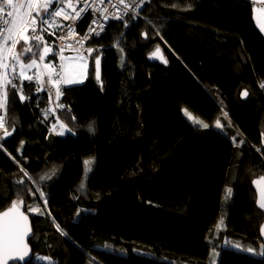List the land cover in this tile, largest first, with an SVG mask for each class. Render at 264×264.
Returning a JSON list of instances; mask_svg holds the SVG:
<instances>
[{
    "label": "trees",
    "instance_id": "trees-1",
    "mask_svg": "<svg viewBox=\"0 0 264 264\" xmlns=\"http://www.w3.org/2000/svg\"><path fill=\"white\" fill-rule=\"evenodd\" d=\"M254 5L149 0L136 26L114 22L90 41L98 51L86 58L85 81L61 87L59 98L16 73L28 99L18 93L5 109L0 137L13 132L0 141V211L17 201L29 214L34 253L51 264H210L214 246L227 239L256 254L223 251L217 264H264V213L252 187L264 177V34ZM35 26L39 51L49 44L58 52V28ZM155 48L167 63L148 58ZM185 110L210 127L190 124ZM57 118L72 131L60 135Z\"/></svg>",
    "mask_w": 264,
    "mask_h": 264
},
{
    "label": "snow or ice",
    "instance_id": "snow-or-ice-1",
    "mask_svg": "<svg viewBox=\"0 0 264 264\" xmlns=\"http://www.w3.org/2000/svg\"><path fill=\"white\" fill-rule=\"evenodd\" d=\"M67 2L71 4L72 0H0V110H5L9 104L10 100H14L16 95L19 94V101L25 102L28 97L22 94L23 89L18 88L16 75V64H19V78H22L24 81H33L34 79L39 81L40 76L43 73H40L37 76H30L26 75V70L31 69L33 67L39 68V64L37 63L36 59H32L29 63L25 64L22 60V57L25 59L29 54L33 56H39L40 61H44L45 57L53 52V48L49 46H45L43 51H39L40 42L43 40V36L36 35L37 27L35 25H39L40 31H46L42 26L48 24L49 26L57 27L61 31L67 29L69 33L74 34V29L71 24L69 25H60L56 24L52 18L60 17L63 15L64 20H71L77 21L79 18L82 17V14L86 13L88 8L84 7L81 8L79 11L75 13L74 16H70L65 14L64 7L62 5ZM79 2V0H77ZM84 4L87 6L89 5V0H83ZM93 2H98L100 5L105 4V0H93ZM146 0H140L139 3H136V0H131V3L128 0H116V3L113 4L112 0H107L109 8H105L103 10L97 9L100 12V16L102 17L104 22L109 21L110 19H117L119 21H123L124 26L127 27L128 19L126 17L129 16L131 13V18L135 19L138 15V10H142L143 4ZM260 3L264 4V0H259ZM55 4V10H51V6ZM27 5L28 11L25 13L23 11L24 6ZM123 6V7H121ZM7 7H11V11H6ZM112 8H115L117 11L113 13L111 11ZM253 13L257 11L254 7L252 9ZM261 11H264L262 9ZM35 13V15H33ZM95 14V13H94ZM253 19H256L255 15ZM50 21H52L50 23ZM93 25H96L93 28L91 25L89 27V33L86 34L81 40H78L77 43H82L84 40H88L91 36H99L102 34L106 27V23H102L99 19H93ZM258 26L261 32H264V23H260L258 21ZM31 29V31H29ZM99 29V30H97ZM123 35V34H121ZM146 35V34H145ZM60 39H65V36H61ZM23 41L24 48L22 52H16L15 46ZM9 42H11L9 44ZM63 50H61L62 52ZM89 55H94L98 49L88 48L86 49ZM122 51V50H121ZM160 51L159 48L156 49V53ZM156 53H152L149 58H152L156 55ZM164 63H167L164 60L163 56L159 57ZM83 59V57H81ZM9 60L13 61L14 63L11 65V75H9ZM45 69L48 73V82L52 84L53 87L56 88V95L57 98L61 95V88L60 85L63 83L64 85H74L79 84L82 81L76 80L71 78L70 75H66L62 80H57L52 78V73L55 72V68L45 64ZM95 68H96V79L98 82L101 81L100 70H101V56L95 55ZM67 71V70H65ZM260 88L264 89V82L260 84ZM43 90V87H38L37 92ZM249 95L247 90H244L240 93L242 98H246ZM57 108L63 109L64 105L58 104ZM185 114L188 115L189 119L193 120V124L200 125L203 128L207 129L210 127L208 123L203 122L202 120L193 119L191 114L185 110ZM228 113L223 112V117H227ZM45 119H47V114H45ZM75 119V118H73ZM57 124L60 125L61 131L60 135H63L65 131L71 132L72 129L64 124L63 122L59 121L57 118ZM231 123L227 125V127H231ZM5 127V117L0 115V128ZM56 125H53V130L55 129ZM215 127L217 130H223L225 125L221 123V119L217 118L215 121ZM90 132H94L95 129L92 125H89ZM223 134V133H222ZM12 135V132L7 130L4 131L3 137H0V141L3 138L9 137ZM236 142V137H233V143ZM246 141H241L240 143L243 144ZM24 142L21 141V146H23ZM3 145L0 143V148ZM260 149H258L259 151ZM86 165L90 164V161H85ZM55 174V169L51 173L45 174L41 176V180H48L51 179L52 175ZM27 172H24V176H28ZM261 181H264V177L260 178ZM258 181H253V184H258ZM18 186L24 185V180L16 181ZM85 185L82 183L80 185V189L83 190ZM39 189H32L29 188L28 192L35 194ZM260 192V198L256 200V204L258 205L259 209H264V189H258ZM232 196V189L228 188L226 190L225 200H229ZM45 193L39 191V198H44ZM17 201H13L12 206L3 213H0V264H9V261H12V264H29L30 261L33 260V257L30 255V251L27 250V245L23 243V237L28 235V228L25 224L27 217L24 215L23 212H19L17 209ZM47 206V201L45 200V207ZM29 211L40 212L37 209H29ZM223 220H221V224ZM57 230L61 232V235L66 236L67 233L63 232L60 229L59 225H56ZM260 235L264 236V225L260 227ZM219 248V251H216V248ZM232 250L236 252H245L247 254H256L255 250L251 247L249 248H241L239 244H234L232 241L225 240L223 244L218 246H214L213 253L210 254L213 257V260L210 264H217L218 260L223 251ZM261 256H264V245L261 246V252L259 253ZM37 261H49L51 264L50 257H35Z\"/></svg>",
    "mask_w": 264,
    "mask_h": 264
},
{
    "label": "rangeland",
    "instance_id": "rangeland-1",
    "mask_svg": "<svg viewBox=\"0 0 264 264\" xmlns=\"http://www.w3.org/2000/svg\"><path fill=\"white\" fill-rule=\"evenodd\" d=\"M255 8H257L256 4L254 5ZM23 11L26 13L28 11V8H27V5L24 6L23 8ZM33 15H35V13H33ZM256 18L259 19V18H262V16H260L259 14H256ZM52 20H54V22L57 24V19L55 18H52ZM128 25L127 27L129 28H133L134 26L137 25V20H128ZM259 20H257V23H258ZM52 21H50L51 23ZM47 28L50 29L51 32H55V30L57 29V27H53V26H49L48 24L45 25ZM259 28V26H258ZM31 30V29H30ZM29 30V31H30ZM260 30V28H259ZM261 31V30H260ZM39 35V34H38ZM11 42H9L10 44ZM45 46H49L51 47L49 44H44L41 46V50L40 52L43 51V48ZM24 44H23V41H21L19 44H17L15 46V51L16 52H22L23 51V48H24ZM55 54L53 57H49V54ZM49 53L46 57H45V60L44 61H40L39 60V56L37 57H32L30 59H25L24 57H22V60L25 64L29 63L32 59H36L37 60V63L39 64V68L37 69L36 67H33L31 69H28L26 70V75H30V76H37L39 75L40 73H43V75L40 76V80L37 81L34 79V81L36 82L37 86L38 87H43V90H48L49 93L51 94V98H57V95H56V88L52 86V84H50L48 82V73H47V70L45 69V64L49 65V66H54V62L55 60L58 58L59 56V52H57V50L55 52H51ZM56 56V58H55ZM61 58V65L59 66H55V72L52 73V78L53 79H57V80H62L66 75H70L71 78L73 79H76V80H79V81H82L84 82L86 77H87V59L83 57V59H81V56H73V57H64V56H60ZM9 62V75H11V60L8 61ZM67 70V71H65ZM19 64H18V68L16 69V73L17 75L19 76ZM20 80H22V78H19ZM81 82V83H82ZM64 86H67V85H64L63 83L60 85V88L61 87H64ZM4 113H5V110H4ZM185 113V112H184ZM189 113V112H188ZM191 114V113H189ZM191 116L193 117V119H197L195 116H193L191 114ZM185 118L186 120L191 124H193V120L192 119H189L188 118V115L185 114ZM198 120V119H197ZM60 126V125H59ZM215 126V124H214ZM1 130V129H0ZM60 131H61V128H60ZM3 135V134H2ZM85 161H90V164L89 165H86L85 164ZM84 161V164H85V176H84V180L82 181L83 184H85L86 182V179L88 177V173L91 172L92 168H93V165H94V158L92 159H87ZM88 174V175H87ZM81 183V184H82ZM221 220H223V223L221 224ZM217 225L218 227H222L224 228L225 226V218H224V213H222V215L219 217L218 221H217ZM235 244V243H234ZM242 248V247H241ZM141 254H146L144 252H139ZM39 256H43V257H48V256H45L43 254H40V253H34L33 255V260H35V257H39ZM51 261V259H50ZM43 262V261H42ZM49 262V261H47Z\"/></svg>",
    "mask_w": 264,
    "mask_h": 264
},
{
    "label": "built area",
    "instance_id": "built-area-1",
    "mask_svg": "<svg viewBox=\"0 0 264 264\" xmlns=\"http://www.w3.org/2000/svg\"><path fill=\"white\" fill-rule=\"evenodd\" d=\"M149 0H146V2L143 4V6L148 2ZM129 3H131V0H128ZM140 0H136V3H139ZM112 3L115 4L116 0H112ZM64 7V12L65 14H68L70 16H74L75 13L77 11H79L81 8L87 7L88 10L86 13L82 14V17L79 18L77 21H71V20H64L63 15L60 17H55V19H57V24L60 25H69L71 24L73 29H74V34L69 33L67 31V29H65L64 31H61L59 28L57 30V34L55 36V44L58 47V52H59V56L58 58L55 60L54 62V68L55 66H59L61 65V58L60 56H64V57H73V56H81L84 58H87L89 56L88 52L86 51V49L89 48V43L93 38L99 37V36H91L88 40H84L82 43H77L78 40H81L86 34L89 33V27L90 25L95 28L96 25L92 24L93 19H99L102 23H106V27L104 29V31L107 29V27L114 22H123V21H119L117 19H110L107 22H104L102 17L100 16V12L97 11V9H105V8H109V5L107 3V0H105V4L100 5L98 2H93V0H89V5H85L83 0H79V2H77V0H72L71 4H68L67 2H65L64 5H62ZM123 7V6H121ZM56 5L53 4L51 6V10H55ZM143 8V7H142ZM11 7H7L6 11H11ZM111 11L113 13H115L117 10L115 8H112ZM141 11L142 10H138V15L136 16L135 19L131 18V13H129V16L126 17V19L128 20H137L140 15H141ZM95 13V14H94ZM99 30V29H97ZM103 31V32H104ZM102 32V33H103ZM61 36H65V39H60ZM61 50H63L61 52ZM14 62L11 61V65ZM18 68V64H16V69ZM264 82V80H262L259 83V87L260 84ZM0 115L4 116V110H0ZM5 117V116H4ZM3 129V128H0Z\"/></svg>",
    "mask_w": 264,
    "mask_h": 264
},
{
    "label": "water",
    "instance_id": "water-1",
    "mask_svg": "<svg viewBox=\"0 0 264 264\" xmlns=\"http://www.w3.org/2000/svg\"><path fill=\"white\" fill-rule=\"evenodd\" d=\"M248 1H251L253 2L254 4H262L259 2V0H248ZM156 49L155 48L149 55H148V58L151 56L152 53H156ZM160 49V48H159ZM101 56V55H99ZM160 56H163L164 60L165 57L162 53V50L160 49V51L158 53H156L155 56H153L152 58H149L151 61H157V62H160V63H164L159 57ZM94 76L96 78V68H95V60H94ZM100 76H101V70H100ZM100 84H101V81H100ZM9 132H13V130H10ZM4 133V132H3ZM3 136V135H2ZM7 138V137H6ZM263 177V176H259V177H256L252 180V187L255 191V194H256V200L260 198V192L258 191V189H264V181H261L260 178ZM258 181L259 183L258 184H253V181ZM12 205H10L8 208L4 209L3 211H0V213H3V212H6ZM256 206L258 207V205L256 204ZM259 208V207H258ZM17 209L19 212H23L24 215L27 217V220L25 221V224L27 225V228H28V235L27 236H24L23 237V243L27 245V250L30 251V255L33 257L34 255V252H33V249L31 248V246L29 245L28 241H29V238L31 236V233H32V224H31V219H30V216L29 214H27L22 208H20L18 205H17ZM264 213V209H261ZM261 225H264V217H263V220L260 224V227ZM260 227H259V233H260ZM261 237V241L264 243V236L260 235ZM9 264H12V261H9Z\"/></svg>",
    "mask_w": 264,
    "mask_h": 264
},
{
    "label": "crops",
    "instance_id": "crops-1",
    "mask_svg": "<svg viewBox=\"0 0 264 264\" xmlns=\"http://www.w3.org/2000/svg\"><path fill=\"white\" fill-rule=\"evenodd\" d=\"M257 6V11H256V14H259L260 16H262V18H259L257 19L256 18V22L257 20H259L260 23H264V11H261L262 9H264V4H256ZM258 25V23H257ZM264 34V32H262Z\"/></svg>",
    "mask_w": 264,
    "mask_h": 264
}]
</instances>
